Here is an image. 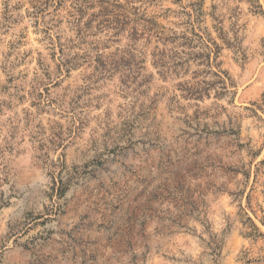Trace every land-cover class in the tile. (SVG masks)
I'll use <instances>...</instances> for the list:
<instances>
[{
	"label": "rangeland",
	"instance_id": "1",
	"mask_svg": "<svg viewBox=\"0 0 264 264\" xmlns=\"http://www.w3.org/2000/svg\"><path fill=\"white\" fill-rule=\"evenodd\" d=\"M0 264H264V0H0Z\"/></svg>",
	"mask_w": 264,
	"mask_h": 264
},
{
	"label": "trees",
	"instance_id": "2",
	"mask_svg": "<svg viewBox=\"0 0 264 264\" xmlns=\"http://www.w3.org/2000/svg\"><path fill=\"white\" fill-rule=\"evenodd\" d=\"M135 35H137V32H136V31H133V33H132L133 38H135ZM216 48H217V47H216ZM155 62H156L157 64H159L161 67L166 65V63H165L162 59H159V60H157V61H155Z\"/></svg>",
	"mask_w": 264,
	"mask_h": 264
}]
</instances>
